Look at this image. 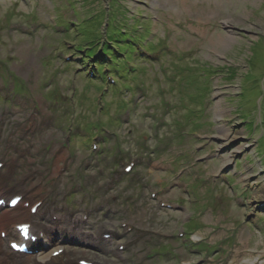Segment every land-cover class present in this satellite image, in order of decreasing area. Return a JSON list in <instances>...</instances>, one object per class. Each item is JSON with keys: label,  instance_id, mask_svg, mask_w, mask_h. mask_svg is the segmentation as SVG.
<instances>
[{"label": "rangeland", "instance_id": "374dc122", "mask_svg": "<svg viewBox=\"0 0 264 264\" xmlns=\"http://www.w3.org/2000/svg\"><path fill=\"white\" fill-rule=\"evenodd\" d=\"M120 4L122 39L135 40L111 44L130 57L113 69L122 90L107 92L113 55H88L84 20L113 0H0V191L23 197L0 225L29 219L44 244L56 239L45 250H69L40 262L2 244L0 264H228L236 245L264 251V0ZM35 168L36 182L63 175L55 206L23 186Z\"/></svg>", "mask_w": 264, "mask_h": 264}, {"label": "bare ground", "instance_id": "6f19581e", "mask_svg": "<svg viewBox=\"0 0 264 264\" xmlns=\"http://www.w3.org/2000/svg\"><path fill=\"white\" fill-rule=\"evenodd\" d=\"M50 123H51V119L46 118L45 124H50ZM61 153H63V152L61 151ZM55 155H56V168L61 167V166H59L60 164L65 165L68 163L67 159L62 154H59L58 150L55 151ZM37 175H38V173H36L34 171H28L26 173V175L23 179L24 186L27 188L26 191L27 192L32 191V192L38 193L42 197L43 201L45 203H47V205H54L55 206L56 203L59 201V188H58L59 179H61L63 175H58V176L52 177L50 183L36 182ZM8 184H10V181ZM6 188L8 189V187H6ZM0 193H2V192H0ZM5 196H6V194H5ZM8 196L9 195H7L6 197H8ZM60 196H63L62 192L60 193ZM10 233H12V236L14 237L15 231L13 229L12 230L10 229ZM101 238L102 237H99V240ZM192 238L195 241H199L201 239V236L199 234H194L192 236ZM55 240L56 239H53L52 241H55ZM76 241H78V240H76ZM59 242H61V241L59 240ZM109 242H112V240L109 239L108 243ZM26 243H28V242H26ZM121 244H122V242H119L116 245L120 246ZM25 245H30V244H25ZM41 247L42 248H35L36 250H39V256L37 255V259L40 262L49 261L53 252H55V251H61V252L69 251L66 249V247H60V246L56 247V248H51L48 250H45L46 249L45 244H42ZM246 248H247V246H245V248L242 250L241 246L237 247V245H236V248L232 253V258L229 260L228 264H264V251L260 252V250H258V249H254V250L251 249V251H248V250H246ZM69 249H71V248H69ZM46 253H49V254H46ZM254 257H255V259H254ZM247 258H249V259H247Z\"/></svg>", "mask_w": 264, "mask_h": 264}, {"label": "trees", "instance_id": "16d2710c", "mask_svg": "<svg viewBox=\"0 0 264 264\" xmlns=\"http://www.w3.org/2000/svg\"><path fill=\"white\" fill-rule=\"evenodd\" d=\"M120 2H121V0H113V5L111 7L112 11L110 13L105 12V10H102L99 13H97L96 11H93V12L91 11L88 13L89 17L87 16L86 20H84L89 25H92L91 27L93 28L92 29L93 37L91 38V40L86 41L87 44H89V48H87V49L90 52L88 55L90 57L95 55L94 52L98 51L97 48L102 45V51L100 53L104 56V58H100V60L97 62L100 64H105V63H107V61H106L107 56L113 55L112 61L114 62L115 67L111 68L112 75H114L113 74L114 70H116L118 72L121 71L119 69V66H121L122 62L127 60L130 57V55L127 52L122 51L121 48L118 47L120 53H123L124 55H126L125 59H119V56L111 51V44L112 43L121 44L123 42L133 43V41L135 40V38H134V40H132L131 38H128L127 41H123V39H122L123 36L125 35V33L128 32L127 30L132 26H128L126 23H123L124 25L121 26V20L119 19V17L123 16L122 14H124V13L122 12V8H119L121 5ZM103 17L104 18L107 17V23H106L107 28H112V27L114 28L113 30L110 29V31L107 32V36L105 35V32H103L101 30L102 24L104 22L102 20ZM113 23L116 24V26L115 25L112 26ZM134 27H136V29H137V26H134ZM137 31H138V29H137ZM80 34H81V32H80ZM102 35H104L105 38ZM141 37H139V38H141ZM106 38H107V40L105 43V41H103V40ZM79 50H80V48H79ZM127 54H128V56H127ZM132 59H134V54H132ZM126 71H127V65L124 68V73ZM104 72H105V70H104ZM100 73H102V71ZM103 77H104V80L106 82L105 76H103Z\"/></svg>", "mask_w": 264, "mask_h": 264}]
</instances>
